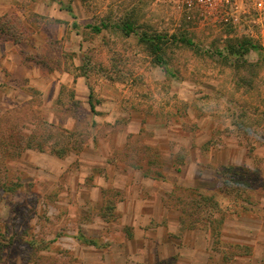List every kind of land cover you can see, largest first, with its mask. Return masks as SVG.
<instances>
[{"label": "rangeland", "instance_id": "1", "mask_svg": "<svg viewBox=\"0 0 264 264\" xmlns=\"http://www.w3.org/2000/svg\"><path fill=\"white\" fill-rule=\"evenodd\" d=\"M0 264H264V6L0 0Z\"/></svg>", "mask_w": 264, "mask_h": 264}, {"label": "built area", "instance_id": "2", "mask_svg": "<svg viewBox=\"0 0 264 264\" xmlns=\"http://www.w3.org/2000/svg\"><path fill=\"white\" fill-rule=\"evenodd\" d=\"M159 2H174L175 4L184 5L189 8H195L201 11H213L219 7H225L229 4H234L238 1L241 2H250L255 7L260 9L264 6V0H158Z\"/></svg>", "mask_w": 264, "mask_h": 264}, {"label": "trees", "instance_id": "3", "mask_svg": "<svg viewBox=\"0 0 264 264\" xmlns=\"http://www.w3.org/2000/svg\"><path fill=\"white\" fill-rule=\"evenodd\" d=\"M104 27H107V26L105 25ZM92 30L94 32H96V33H101L102 32V29L101 28H98V27H94V28H92ZM123 31L125 32V34L127 36H130L132 33H134V30H133L132 26H130V25L125 26L124 29H123ZM163 42H164V39L163 38H155L153 40H150V44H151L150 46L153 49L154 54L156 55V58H157V62L159 64H164L162 62L161 58H160V52L162 51V43ZM180 42L183 43V44H186V45H188L190 47H193V43L190 40L183 39ZM89 105H90L92 114L95 115L96 114V105L92 101V96H90Z\"/></svg>", "mask_w": 264, "mask_h": 264}, {"label": "crops", "instance_id": "4", "mask_svg": "<svg viewBox=\"0 0 264 264\" xmlns=\"http://www.w3.org/2000/svg\"><path fill=\"white\" fill-rule=\"evenodd\" d=\"M9 9V7H7Z\"/></svg>", "mask_w": 264, "mask_h": 264}]
</instances>
